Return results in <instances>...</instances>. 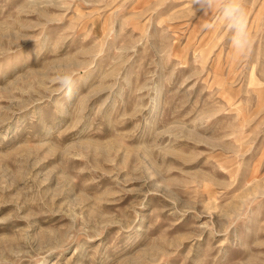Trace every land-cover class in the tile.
<instances>
[{"label":"rangeland","instance_id":"1","mask_svg":"<svg viewBox=\"0 0 264 264\" xmlns=\"http://www.w3.org/2000/svg\"><path fill=\"white\" fill-rule=\"evenodd\" d=\"M241 2L245 59L224 0H0V264H264V0Z\"/></svg>","mask_w":264,"mask_h":264},{"label":"clouds","instance_id":"2","mask_svg":"<svg viewBox=\"0 0 264 264\" xmlns=\"http://www.w3.org/2000/svg\"><path fill=\"white\" fill-rule=\"evenodd\" d=\"M193 13L203 11L205 15L209 11L213 12L217 5V0H189ZM220 19L223 21L226 29L231 33V47L235 56L239 59H245L251 55L252 41L248 31L247 13L241 0H224L220 8ZM205 30L214 29L212 23L201 25ZM51 81L58 85L65 96L71 97L75 86L74 74L71 71H60L52 76Z\"/></svg>","mask_w":264,"mask_h":264}]
</instances>
